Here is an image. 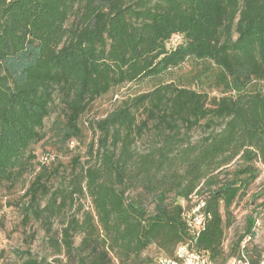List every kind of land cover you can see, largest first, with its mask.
I'll list each match as a JSON object with an SVG mask.
<instances>
[{
    "label": "trees",
    "instance_id": "trees-1",
    "mask_svg": "<svg viewBox=\"0 0 264 264\" xmlns=\"http://www.w3.org/2000/svg\"><path fill=\"white\" fill-rule=\"evenodd\" d=\"M110 94L115 107L88 127V167L73 158L72 178L53 190L60 169L40 163L27 185L23 224H42L55 258L31 249L34 232L22 264H156L151 247L172 258L191 244L186 213L201 203L211 219L195 250L227 264L250 237L243 251L261 264L264 0H0V186L29 172L56 108L50 140L62 149L83 138V117ZM200 129L208 135L193 142ZM255 186L228 251L235 207Z\"/></svg>",
    "mask_w": 264,
    "mask_h": 264
},
{
    "label": "rangeland",
    "instance_id": "rangeland-1",
    "mask_svg": "<svg viewBox=\"0 0 264 264\" xmlns=\"http://www.w3.org/2000/svg\"><path fill=\"white\" fill-rule=\"evenodd\" d=\"M188 69V68H187ZM150 89L149 84L141 85H126V87L120 89L117 99L123 97H133L148 91ZM115 98H112V94L102 97L97 100L94 106L82 119L84 125V136L81 140H74L67 146H56V140H50L52 136L53 124L57 120L58 116L62 114L61 108H56L51 117L46 120L45 132L47 137L44 142L34 146L31 153L36 155L35 160L32 161V166L29 172L23 177L13 183H4L0 186V264H22V259L18 255V252L26 250L28 247L25 243V238L32 233H36L35 241L31 245V249L38 255L49 257V261H52L55 257L52 256V249L47 244V237L44 227L39 222L32 221L30 225L25 226L23 224L22 207L26 203V199H23L27 185L33 180L35 174L41 169L40 163H45L50 172L60 169L59 174H55L50 184L52 189L55 190L60 184L63 183L64 178L70 180L74 174L73 170V158L81 156V162L83 166H87L89 160L88 144L93 138V133L90 128V122L104 118L115 107ZM208 132H204L203 129L196 130L191 134L192 141L197 142L206 137ZM150 143L147 139L139 141L137 144L138 151H145ZM61 149V150H60ZM59 164L60 166L59 168ZM239 163L234 162L227 166L225 169L227 172H233L237 168ZM80 168V167H79ZM73 173V174H72ZM262 184V183H261ZM258 186V185H257ZM255 186L249 193V195L241 201L234 210L236 223L233 227L227 230L225 239V248L229 251L232 243L238 237V235L244 233L246 227V218L252 212L250 202L252 195L256 192ZM261 199L257 203L263 202ZM89 206V203H86ZM150 207V206H149ZM151 210L150 208H148ZM263 215L260 218L261 227L259 228V234L256 237L253 245H258L260 249L264 248V208L262 210ZM62 218L53 220V230H58L61 227ZM160 257L163 256L162 252L156 247H151L145 252V256ZM116 263V262H115ZM64 264H70L64 259Z\"/></svg>",
    "mask_w": 264,
    "mask_h": 264
},
{
    "label": "built area",
    "instance_id": "built-area-1",
    "mask_svg": "<svg viewBox=\"0 0 264 264\" xmlns=\"http://www.w3.org/2000/svg\"><path fill=\"white\" fill-rule=\"evenodd\" d=\"M260 181L264 182V166L262 167V174ZM205 203H201L195 209L186 213V218L188 221V228L193 236V241L191 244L179 246L174 254V257H162L159 258L156 264H214L211 262L208 256L203 255L195 250V242L200 237L201 233L206 229L208 221L211 219V215L202 211ZM258 220V219H257ZM261 227V220H258L255 232L259 234V228ZM251 240L248 237L242 245V251L237 257H234L227 264H250L248 257L246 256L243 249L246 244ZM261 264H264V254L261 260Z\"/></svg>",
    "mask_w": 264,
    "mask_h": 264
}]
</instances>
